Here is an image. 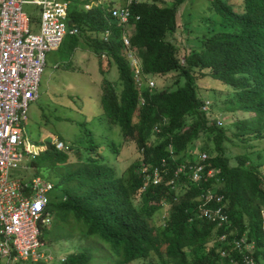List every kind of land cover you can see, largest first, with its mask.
<instances>
[{
    "label": "trees",
    "instance_id": "1",
    "mask_svg": "<svg viewBox=\"0 0 264 264\" xmlns=\"http://www.w3.org/2000/svg\"><path fill=\"white\" fill-rule=\"evenodd\" d=\"M91 1L81 0V11L69 8L71 25L79 29V34L65 38L59 50L73 52L90 40V48L93 45L94 51L106 54L107 62L114 64L120 91L105 80L101 84L100 107L106 121L119 126L124 139L133 141L143 160L149 159L152 165L169 157V145L180 163L192 158L195 142L212 141L211 149L205 148L203 153L216 174L199 184L182 177L175 183V190L150 184L136 205L138 191L147 185L139 162L128 169L126 176H117L92 136L84 151L74 146L68 152L50 148L31 164L39 169L70 168L56 184L65 199L51 202L53 219L43 229L42 240H85L86 247L67 256L62 264H243L232 240L245 236L254 247L250 255L262 264L264 149L245 146L246 153L235 156L236 163L231 166L224 154V144L230 142L228 129L221 120L211 123L206 117L212 103L207 113L202 111L206 100L199 98L196 82L209 77L230 89L226 112L246 116L234 125L239 142L264 141V0H210L227 28L211 31L197 47L188 48L177 35L178 10L186 0H147L132 6L133 17L139 19L132 17L135 27L131 46L140 57L144 73L154 77L176 71L177 77L184 79L182 86L160 91L136 88L122 54L119 29L107 24L99 8L85 11L84 5ZM163 1L171 5L157 4ZM107 28L112 29L110 44L91 38L90 34H101ZM100 73L106 74L103 65ZM216 121L222 125L217 126ZM71 158L75 159L73 163ZM215 186L217 194L223 196L229 227H218L198 216L202 192ZM166 202L169 214L157 227L154 215Z\"/></svg>",
    "mask_w": 264,
    "mask_h": 264
},
{
    "label": "built area",
    "instance_id": "2",
    "mask_svg": "<svg viewBox=\"0 0 264 264\" xmlns=\"http://www.w3.org/2000/svg\"><path fill=\"white\" fill-rule=\"evenodd\" d=\"M145 1L110 0V3L108 0H93L84 5L85 11L99 8L107 24L119 29L122 54L139 90L155 88L152 77L144 73L140 57L131 46L135 27L131 8ZM24 5L38 8L37 22L23 11ZM68 10L69 2L65 0H0V264L49 263L50 257L42 250L44 241L41 236L52 217L50 195L56 185L36 173L31 172L26 178L19 177L18 172L32 170L28 161L31 164L50 148L59 152H68L71 148L56 137L37 144L25 133L29 105L39 99L47 55L58 50L65 38L79 34V29L71 25ZM133 18L139 19L138 16ZM34 26L37 31L33 30ZM100 35L99 41L110 44L112 29L107 28ZM100 57L106 59V54L102 53ZM210 106L211 102L206 100L202 111L207 113ZM216 124L222 125L221 121ZM154 131L159 132L157 128ZM167 152L168 158L148 165L147 185L143 190L150 184H164L175 190V183L182 177L199 184L216 174L206 153H199L195 160L179 163L171 145ZM217 180L215 183L219 185ZM215 187L202 192L198 216L218 227H229L223 196L217 194L218 186ZM64 199L63 194L59 199L57 197L58 201ZM261 217L264 222V211ZM224 239L225 235L221 237ZM232 246L243 264H257L250 255L253 244H248L245 236L235 237Z\"/></svg>",
    "mask_w": 264,
    "mask_h": 264
},
{
    "label": "rangeland",
    "instance_id": "3",
    "mask_svg": "<svg viewBox=\"0 0 264 264\" xmlns=\"http://www.w3.org/2000/svg\"><path fill=\"white\" fill-rule=\"evenodd\" d=\"M65 1L69 2V8L72 7L77 11H81L82 6L79 3L81 0ZM108 1L110 2V0ZM157 4L164 7L170 6L171 2L163 1ZM23 11L37 22L38 8L36 6L24 5ZM178 11L180 34L177 35L180 37L183 46L187 48L197 47L200 39L203 36L210 35L211 31L217 32L227 28L226 23L215 14L210 0H186ZM90 36L96 41L101 38L100 34L95 33L90 34ZM78 39L80 42L81 38ZM171 41L175 42L176 38H172ZM82 44L88 45L90 48L91 41L87 40V43H81L80 45ZM83 48L86 47L83 46ZM90 49L93 54L87 51L77 52V54L53 51L47 55L46 66L39 85V99L29 105L25 133L29 140L37 144L56 137L68 143L70 147L78 148L79 151H84L88 147L87 141L92 136L102 153L103 159L114 168L117 176H126L128 169L138 162L139 169L141 168L144 173H147L148 165L151 163L149 159L148 161L143 160L134 142L125 140L119 126L109 124L101 111L102 81H107L119 92L118 73L113 63L109 61L108 63L107 59L100 57L99 50L95 53L93 45ZM57 63L61 66L55 68ZM183 63L184 61H182ZM100 65H103L106 70L104 76L100 73ZM72 68H75V70L72 71ZM152 80L155 83L156 91L172 90L184 84V79L178 78L176 71L165 75H156L152 77ZM196 85L199 98L203 101L209 100L212 103L209 115L206 117L211 123L216 119L221 120L224 128L228 129L230 142L224 144V154L229 159L231 166L236 163L235 156L246 153L250 145L256 150L262 151L264 149V141L247 140L241 143L234 135L238 131L234 129L235 123L240 122L246 116L242 113L231 114L226 112V101L231 98L230 89L209 77L198 78ZM193 145L196 152L191 159L195 160L199 153L204 152L205 148L211 149L212 141H209V143L195 142ZM162 159L165 160L164 157ZM189 159L187 157L185 160L189 161ZM74 161V158L70 159L71 163ZM27 165L33 169L18 172L19 177L29 178L32 172L47 178L55 185L67 168H70L68 165L63 168L39 169L30 164V161ZM143 191L145 189L138 191L134 199L136 205L139 203V195ZM176 191L178 192V190ZM61 196V188L56 186L50 195L52 203L57 200V197L59 199ZM169 209L170 206L166 202L155 213L154 223L157 227H160L166 220ZM52 219L53 216L46 228L50 226ZM85 244V240L74 237L69 240L44 242L42 250L45 255L50 257L47 264H62V259L64 260L71 254L81 252L86 247ZM133 264L143 263L137 261Z\"/></svg>",
    "mask_w": 264,
    "mask_h": 264
},
{
    "label": "crops",
    "instance_id": "4",
    "mask_svg": "<svg viewBox=\"0 0 264 264\" xmlns=\"http://www.w3.org/2000/svg\"><path fill=\"white\" fill-rule=\"evenodd\" d=\"M33 30H34V31H37V27L34 26V27H33ZM62 45H63V43H62ZM62 45L60 46V48L62 47ZM83 46H85L86 48H83ZM60 48H59V49H60ZM59 49L56 50V51H57V52H63L62 50L60 51ZM81 51H83V52H84V51H87V52L93 54V53H92L93 51L88 47V45L86 46V45H83V44H82V45L79 44V45L75 48V50H74L73 52L66 51V52H64V53L66 54V53L68 52V53H72V54H75V53L77 54V52H81ZM52 52H53V51H52ZM94 52L97 53V51H94ZM50 53H51V52H50ZM50 53H49V54H50ZM49 54H48V55H49ZM94 56H95V55H94ZM59 66H61V64H58V63H57V65L55 66V68H56V67L58 68ZM72 69H73V71L75 70V68H72ZM77 69H78V67H77ZM78 70H79V69H78ZM78 70H77V71H78Z\"/></svg>",
    "mask_w": 264,
    "mask_h": 264
}]
</instances>
